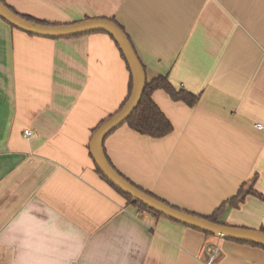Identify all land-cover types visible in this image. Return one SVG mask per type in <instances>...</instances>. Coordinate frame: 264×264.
I'll use <instances>...</instances> for the list:
<instances>
[{
	"label": "crops",
	"instance_id": "obj_1",
	"mask_svg": "<svg viewBox=\"0 0 264 264\" xmlns=\"http://www.w3.org/2000/svg\"><path fill=\"white\" fill-rule=\"evenodd\" d=\"M3 1L47 23L113 20L146 80L166 76L197 97L190 108L152 94L173 127L163 138L126 125L106 137L135 186L200 217L254 176L264 196V0ZM129 79L105 33L51 40L0 19V264H206L209 247L212 264H264L261 248L137 211L96 173L90 139ZM224 211L225 226L264 230V201Z\"/></svg>",
	"mask_w": 264,
	"mask_h": 264
},
{
	"label": "water",
	"instance_id": "obj_2",
	"mask_svg": "<svg viewBox=\"0 0 264 264\" xmlns=\"http://www.w3.org/2000/svg\"><path fill=\"white\" fill-rule=\"evenodd\" d=\"M0 19L20 32L51 40L76 38L91 33H105L111 37L129 68L132 76V90L129 99L121 110L101 124L90 139L89 152L101 174L124 195L175 223L220 240L249 243L264 248L263 232L216 224L196 215L177 210L130 184L108 163L103 151L104 140L117 128L124 125L136 110L146 84L144 69L127 35L115 23L105 19H92L65 25L36 24L13 13L1 1Z\"/></svg>",
	"mask_w": 264,
	"mask_h": 264
},
{
	"label": "trees",
	"instance_id": "obj_3",
	"mask_svg": "<svg viewBox=\"0 0 264 264\" xmlns=\"http://www.w3.org/2000/svg\"><path fill=\"white\" fill-rule=\"evenodd\" d=\"M0 1L6 7H8L13 13L21 16L22 18H24L27 21L34 22L36 24H42V25H59V24H54V23H47V22H44V21H40V20L34 19V18L30 17V16H26V15L19 14L12 7H10L9 5H7L3 0H0ZM110 21H112L113 23H115L123 31V29L115 21H113V20H110ZM11 28L14 29L13 27H11ZM27 35H29V34H27ZM30 36H32V35H30ZM120 55L123 58V55H122L121 52H120ZM123 60H124V58H123ZM124 62H125V60H124ZM126 68H127L128 72H129V68H128L127 64H126ZM131 90H132V76L130 74L127 96L124 99V101L121 104V106L119 107L118 111L121 110V108L125 105V103L129 99V96L131 94ZM159 90L160 91H163L172 101H174V102H182V103H184L186 106H188L190 108H192L197 103V97L195 95H193V94L185 91L184 89H176L169 82V80H168V78L166 76H159V77H157V78H155V79H153L151 81L146 80L145 88H144V91H143L141 100L139 102V105L136 108V110L133 112V114L124 123V125H126L130 130L134 131L135 133H137L139 135L147 136V137H150V138H153V139H160V138H163V137L167 136L168 134H170L173 131L172 125L170 124V122L168 121V119L164 116V114L160 111V109L156 106V104L154 103V101L152 100V94L154 92H156V91H159ZM113 115H110L107 119H105L104 121L100 122L98 124V126L94 129V131L101 124H103L110 117H112ZM105 157H106L108 163L111 165V167L115 171H117L116 168L109 161L108 157L106 155H105ZM94 166H95V171L100 176V178L104 182H106L120 196H122L125 199L127 205L133 206L139 212H148V213L152 214L155 217H162L160 214L155 213V212L149 210L147 207L143 206L141 203H139L137 201H134L130 197L124 195L117 188H115L101 174V172L99 171V169L96 167L95 164H94ZM117 173L119 175H121L118 171H117ZM121 176L124 179H126L130 184H132L133 186H135L132 182H130V180H128L127 178H125L123 175H121ZM255 179H256V177L254 176L249 181H247L246 183L242 184L240 186L239 190L237 191L236 195L234 197H232L231 199H229V201H227L226 203H224L219 209H217L215 212H213L210 216H208V217H201V218L206 219V220H208L210 222H213V223H216V224L223 225L219 221V219H220L221 215L224 214V212H225L224 210H225V207L226 206L227 207H230V208L237 209L244 202V200L246 199L247 196H253V197H255V198H257V199H259L261 201H264V196L261 195L260 193H258L254 189ZM135 187L138 188L139 190H141L142 192H144V193L152 196L149 192H147V191H145V190H143V189H141V188H139L137 186H135ZM152 197H154V196H152ZM186 213H188V212H186ZM189 214H191V213H189ZM192 215H194V214H192ZM198 217H200V216H198ZM260 232H263L264 233V230L262 229V230H260ZM203 234L207 238H214L213 236H210L208 234H205V233H203ZM236 243H238V244H244V245H250V246H254V247H258V248H261V249L264 250V248H262L260 246H257V245H254V244L242 243V242H236Z\"/></svg>",
	"mask_w": 264,
	"mask_h": 264
},
{
	"label": "built area",
	"instance_id": "obj_4",
	"mask_svg": "<svg viewBox=\"0 0 264 264\" xmlns=\"http://www.w3.org/2000/svg\"><path fill=\"white\" fill-rule=\"evenodd\" d=\"M257 128L262 129L261 125H256ZM26 135L30 134L28 131L24 132ZM208 261L206 264H212V262L218 257V250L214 247H209L206 249Z\"/></svg>",
	"mask_w": 264,
	"mask_h": 264
}]
</instances>
